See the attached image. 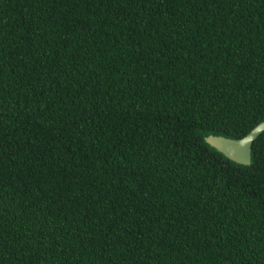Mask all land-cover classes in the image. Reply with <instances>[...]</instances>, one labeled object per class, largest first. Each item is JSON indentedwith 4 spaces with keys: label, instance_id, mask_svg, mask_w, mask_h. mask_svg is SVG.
<instances>
[{
    "label": "trees",
    "instance_id": "1",
    "mask_svg": "<svg viewBox=\"0 0 264 264\" xmlns=\"http://www.w3.org/2000/svg\"><path fill=\"white\" fill-rule=\"evenodd\" d=\"M262 120L264 0H0V264H264Z\"/></svg>",
    "mask_w": 264,
    "mask_h": 264
},
{
    "label": "water",
    "instance_id": "2",
    "mask_svg": "<svg viewBox=\"0 0 264 264\" xmlns=\"http://www.w3.org/2000/svg\"><path fill=\"white\" fill-rule=\"evenodd\" d=\"M264 131V120L257 123L248 133L239 138L219 134H208L204 140L228 159L242 165L251 163L253 141Z\"/></svg>",
    "mask_w": 264,
    "mask_h": 264
}]
</instances>
